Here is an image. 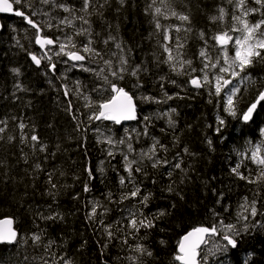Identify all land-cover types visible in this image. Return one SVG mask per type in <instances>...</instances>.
I'll use <instances>...</instances> for the list:
<instances>
[{
  "label": "trees",
  "instance_id": "trees-1",
  "mask_svg": "<svg viewBox=\"0 0 264 264\" xmlns=\"http://www.w3.org/2000/svg\"><path fill=\"white\" fill-rule=\"evenodd\" d=\"M10 1L23 13L12 23L38 15L43 35L69 39L90 67L36 65L35 40L0 17V219L19 231L0 264H178L199 226L217 228L222 247L201 264H264V156L247 154L264 141V100L242 120L264 91V47L240 66L235 95L213 79L236 1ZM117 90L137 107L125 124L131 147L148 149L138 162L97 133Z\"/></svg>",
  "mask_w": 264,
  "mask_h": 264
},
{
  "label": "rangeland",
  "instance_id": "rangeland-1",
  "mask_svg": "<svg viewBox=\"0 0 264 264\" xmlns=\"http://www.w3.org/2000/svg\"><path fill=\"white\" fill-rule=\"evenodd\" d=\"M241 6V15L237 17L236 23L232 34H226L220 38V48L222 50V57L220 61L221 68L217 73L213 74L214 85L217 89L225 90L226 92L232 91L234 95L237 90L233 87V79L237 78V83L240 85L242 77L238 73L240 66L246 64L250 61L251 57L256 51L264 47V30L262 25L259 23H250L246 18V15L250 13H245L246 9H243V4L246 0H236ZM60 49L52 52V56L57 59L61 64H66L67 62L62 59L63 56H69L72 51L68 50V44H61ZM225 73L229 74L226 76ZM104 120H100L98 125L97 133L101 139L108 142V150L121 152L124 157L129 159L131 163L138 162L140 155L146 154L145 151H139L131 147L128 141V131L132 124H123L119 131V134L108 124L102 123ZM109 125V126H107ZM248 153L254 160H262L264 156V141L250 145ZM227 232L230 233V237H233V228H226ZM221 244L219 240L215 238L211 239V243L208 244L203 252L206 255H211V257H216L215 254L222 251ZM129 264H138V259L135 257L129 261Z\"/></svg>",
  "mask_w": 264,
  "mask_h": 264
},
{
  "label": "water",
  "instance_id": "water-1",
  "mask_svg": "<svg viewBox=\"0 0 264 264\" xmlns=\"http://www.w3.org/2000/svg\"><path fill=\"white\" fill-rule=\"evenodd\" d=\"M15 6L10 0H0V16L13 15ZM16 16H20L21 12H16ZM27 22L39 30V27L30 20ZM2 30V22L0 19V32ZM40 31V30H39ZM55 43L51 39L42 37L37 38V46L45 50L47 46L52 47ZM73 62H83L84 57L79 52H74L69 56ZM34 63L39 65V60L34 57ZM53 69V67L51 68ZM195 85H199V81H195ZM264 100V91L261 93L257 103L253 104L243 115L244 122H250L258 109L259 102ZM138 117V111L133 97L124 90L118 91L108 101L100 106V112L97 121L105 118L106 122H113L116 125L135 122ZM218 234L217 228L199 226L188 231L181 239L178 245V264H201V253L209 244V239ZM19 231L15 226L12 218L0 219V244L13 245L18 240Z\"/></svg>",
  "mask_w": 264,
  "mask_h": 264
},
{
  "label": "bare ground",
  "instance_id": "bare-ground-1",
  "mask_svg": "<svg viewBox=\"0 0 264 264\" xmlns=\"http://www.w3.org/2000/svg\"><path fill=\"white\" fill-rule=\"evenodd\" d=\"M255 1H258V4H261V1H264V0H246L245 3L243 4V9H246L247 10V11H245V13H250V15L249 14L246 15V18L247 19H250V18H254V19L255 18H258V19H260V21L257 22V23H259L262 26H264V18H262L261 17L262 15L257 12V10L259 8L256 6ZM12 3H13V1H12ZM235 7L238 10V13L235 14L236 19H237V17L241 15V12H240V7L241 6L237 3V1H236ZM17 12H20V11H17ZM22 15H23V13L21 12L20 17ZM1 17H3V23H4L5 26H8L9 28H11V27H17L18 31H22V33L26 37L27 41L35 40L36 47L38 48V50L36 49V47L32 46V48L29 49L27 53L29 54V56L36 57L37 59H43V58L44 59H47L48 62L50 63V65H51V68L52 67L53 68L55 67V64L53 63V61L54 60L57 61V59L52 56V52L53 51L55 52L58 49H60L59 47H60L61 44H68L69 45V48H67L68 50H70L72 52H75L76 51L75 49L70 48L71 47V42H70L69 39L58 38V37H56V39H54V38H51V37H47V36H44L43 35V34H46L44 31L42 32V31H39V30L35 29L34 27H32L27 22V20H30L31 23H34L38 27H39V25L35 21L42 22V19L41 18L39 19L38 15H36V14H33L30 17H27L26 18V21H25L26 23L23 22L24 25H21V24H18V23L17 24L12 23L11 21H13V20L16 19L12 15H2ZM236 19H235V23H236ZM28 26L31 27L34 30V33H33V31ZM9 31H10V29H9ZM232 33H233V31L230 32L229 34H232ZM39 37H42V38H45V39H51L55 43V45L52 46V47H50L49 49L42 50V49H40L37 46V38H39ZM76 52H79L84 57V61L83 62H80V63L79 62H73V61H71L70 58H69V56L71 55V53H70L68 57L67 56H63L62 57V59L64 61H66L67 63L66 64L59 63L61 65V67L64 66V65H71L69 67H73V68H82V67L88 68V67H90L89 64L86 63L84 53H82L80 51H76ZM219 52H220L219 55H218L219 57L215 58V56H214V60H219L218 62L220 63V61H222L221 60V57H222V50H221V48H219ZM218 67H219L218 68V70H219L221 68V65H219ZM64 70H65V68L62 69V71H64ZM48 79H50V77H48ZM2 126H4V125H2Z\"/></svg>",
  "mask_w": 264,
  "mask_h": 264
},
{
  "label": "flooded vegetation",
  "instance_id": "flooded-vegetation-1",
  "mask_svg": "<svg viewBox=\"0 0 264 264\" xmlns=\"http://www.w3.org/2000/svg\"><path fill=\"white\" fill-rule=\"evenodd\" d=\"M225 75L230 77V75H228L227 73H225ZM242 79H244V78L242 77ZM236 81H237V78H234L233 79V87H234V89H236L238 87V85H239Z\"/></svg>",
  "mask_w": 264,
  "mask_h": 264
}]
</instances>
